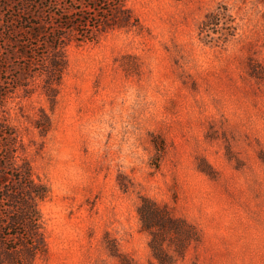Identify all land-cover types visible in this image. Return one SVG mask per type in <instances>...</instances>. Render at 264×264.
Returning a JSON list of instances; mask_svg holds the SVG:
<instances>
[{"label":"rangeland","instance_id":"374dc122","mask_svg":"<svg viewBox=\"0 0 264 264\" xmlns=\"http://www.w3.org/2000/svg\"><path fill=\"white\" fill-rule=\"evenodd\" d=\"M219 3L235 35L208 42L200 23ZM119 5L127 24L107 26ZM37 11L76 32L53 106L39 86L13 88L18 70L0 72V161L24 159L46 187L31 264H156L142 196L192 227L174 264H264V0H45ZM170 232L172 253L184 236Z\"/></svg>","mask_w":264,"mask_h":264},{"label":"trees","instance_id":"16d2710c","mask_svg":"<svg viewBox=\"0 0 264 264\" xmlns=\"http://www.w3.org/2000/svg\"><path fill=\"white\" fill-rule=\"evenodd\" d=\"M43 1L0 0V72L18 70L11 77L13 88H22L29 95L39 86L53 106L66 67L63 48L70 34L76 32V27L73 24L67 26L70 18L60 13L53 14L55 21H45L37 11ZM110 10L113 16L107 26L127 24L128 11H123L126 17L119 20L116 10L124 9L119 5ZM233 21L229 8L219 3L205 14L200 23V33L208 42L225 43L235 35ZM48 26L50 32H47ZM11 59L14 65L9 63ZM6 63L8 65H4ZM37 78H40L39 83ZM0 189L6 202L0 208V264H31L45 244L37 200L44 197L46 187L34 181L24 159L18 161L15 154H9L3 162L0 161ZM137 213L141 229L150 235L148 245L154 263L174 264L192 240L191 225L146 196L141 197ZM162 231L184 236L176 242L172 253L163 245ZM123 262L134 264L133 259L126 256H123Z\"/></svg>","mask_w":264,"mask_h":264}]
</instances>
